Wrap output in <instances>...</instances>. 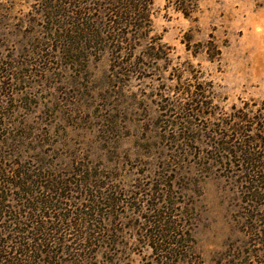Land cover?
Returning a JSON list of instances; mask_svg holds the SVG:
<instances>
[{"label": "rangeland", "instance_id": "rangeland-1", "mask_svg": "<svg viewBox=\"0 0 264 264\" xmlns=\"http://www.w3.org/2000/svg\"><path fill=\"white\" fill-rule=\"evenodd\" d=\"M108 12L0 0V170L56 186L39 195L59 200L44 248L62 264H159L148 243L166 216L204 264H264V168L242 159L264 165V0L188 15L153 0L149 27L120 40Z\"/></svg>", "mask_w": 264, "mask_h": 264}, {"label": "trees", "instance_id": "trees-1", "mask_svg": "<svg viewBox=\"0 0 264 264\" xmlns=\"http://www.w3.org/2000/svg\"><path fill=\"white\" fill-rule=\"evenodd\" d=\"M100 1L104 7L109 8V12L106 14L108 15L107 24L110 27L108 32L113 34L114 38L116 37L120 40V38H124L130 31L138 33L149 27L150 7L153 0ZM197 1L198 0H168V2L173 3L177 10L183 12L185 15H188L196 9ZM98 35V31H93L91 35L93 37H90L89 40L98 42ZM260 132L264 133V127ZM258 139L264 143V136H260ZM1 157L2 154L0 153V158ZM242 159L250 164L251 168L255 167L258 173L261 172L259 168H264V165L260 163L262 160L254 153L248 152ZM11 175V178L6 176V169L4 170L1 168L0 264H62L57 260H52L50 257L49 253L52 254L53 250H46L44 248V246L48 244H44V242L54 235L51 228L55 227H47V224L41 220V215L44 216V214H47L49 216L48 212H43V209L56 212L57 207H59L57 206L59 200L58 203H56L57 201L53 203L51 195L50 197L39 196L41 193L43 194L44 191H52V187L56 186L51 184L52 182L50 181L52 180H44L45 182L41 180L38 182V180L32 179V174H28L24 170H13ZM34 176H39L41 178L39 174H34ZM258 177L259 178L255 180L263 179L264 174ZM13 193L15 197L12 198ZM10 199H16V201H22L25 202V204H21L20 206L16 205L18 209L17 212H15V210L11 211L8 203ZM61 205L59 209L62 211L63 206ZM21 209H29L31 212L26 213L23 218L22 214L24 210L22 211ZM13 212L15 213L13 214ZM57 215L60 216L63 214ZM153 222L159 223L160 229H155L154 232H150V242L148 244L157 257V263L204 264L201 255L196 254L193 250L191 244L192 239L188 230L181 229L176 231V229L181 227V224L176 223L175 220H170V218L166 216L165 218L164 216L156 217ZM90 239L88 238L87 240L90 241ZM90 246L89 244H85L81 250L79 249L77 252L78 254H74L77 255L75 258L85 255L89 256L94 253V250L89 249ZM84 248H87V250ZM80 252L83 253L81 254ZM43 253L44 255H41Z\"/></svg>", "mask_w": 264, "mask_h": 264}]
</instances>
